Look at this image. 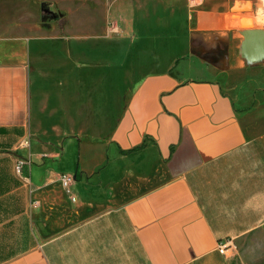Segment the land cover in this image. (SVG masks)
<instances>
[{
  "label": "crops",
  "instance_id": "1",
  "mask_svg": "<svg viewBox=\"0 0 264 264\" xmlns=\"http://www.w3.org/2000/svg\"><path fill=\"white\" fill-rule=\"evenodd\" d=\"M237 1H168L185 30L162 22L172 40L151 35L123 76L108 44L76 70L85 39L135 31L123 6L101 27L69 10L62 28L0 25V264H264V58L242 54Z\"/></svg>",
  "mask_w": 264,
  "mask_h": 264
},
{
  "label": "rangeland",
  "instance_id": "2",
  "mask_svg": "<svg viewBox=\"0 0 264 264\" xmlns=\"http://www.w3.org/2000/svg\"><path fill=\"white\" fill-rule=\"evenodd\" d=\"M82 1L85 2L83 6H81L82 4L78 6V4H76L77 0H0V25L2 26V31L4 33L18 32L20 34L27 35L39 32L40 26L43 23L49 25L53 24L52 26L55 24L59 26V28H62L66 19L62 17L61 13H65L69 10L71 14H73V16L70 17V22H78V24L90 23L101 27L102 21L107 17L110 18L108 24L110 23L113 25L112 20L116 17L114 15L118 10V6H123L128 9L126 12H129V14L126 13V17L128 20H131L132 27L135 31L132 32L129 37H124L123 34L121 35L119 32L113 31L110 33L111 36L107 37L111 39L109 43H105L98 39H85L82 43L85 51L84 64H82L83 67L81 69H76L78 71H83L85 74L95 70L93 68V60H95L94 56L96 55L92 53V51L98 48L99 55H102L100 52L105 49L108 44L116 47V66L114 68V72L117 76H123V74L126 75V73H128L127 69H130V66L132 67L131 64L132 62L134 63V57H138L137 49H139L140 44L151 40V35L164 32L166 33L164 34L166 36H164V38H157V40L162 39L164 42L172 40L171 38L175 31L170 27L160 29L159 25L162 22L165 23L169 21L168 19H174L179 22L182 31L185 30V25L187 23L186 15L183 9L181 11H176L173 6L168 5L167 2L171 0H118L115 5L110 6L111 9L109 10L107 4L105 5L104 2L101 3V0ZM42 2L50 3V10L58 15L56 20H51L49 18L45 22L42 20ZM99 2L102 5L98 6L97 4ZM237 2L236 5L238 7L236 8L235 6V8H233L234 11H232V18L240 21V25L244 30L249 28L264 30V11L258 8L256 2L253 0H238ZM238 11L243 13V18L241 16L237 17L235 13ZM243 19H251L253 20V23L249 26L248 24L243 23ZM181 39H184L183 36H181ZM181 42H183V40H181ZM76 44L77 43L73 42L72 46L74 47ZM33 45L36 47L41 46V48L45 51L55 47V45L50 42L34 43ZM125 53L128 55V58L126 59ZM31 59L32 75L36 73L35 68L39 66L43 68L46 66L49 67V65H47V60L43 57L33 55ZM126 80L131 81L132 79L125 78L124 84ZM121 84L122 83H119L117 86H121ZM54 135V133L51 134L52 137H55ZM259 228H261V225ZM259 228L257 230H259ZM226 241L231 244L230 248L233 251L241 252L245 247L244 246L240 249L239 244L236 241L231 239ZM243 241H245V244L249 245H256L259 242V240L255 239H246Z\"/></svg>",
  "mask_w": 264,
  "mask_h": 264
},
{
  "label": "water",
  "instance_id": "3",
  "mask_svg": "<svg viewBox=\"0 0 264 264\" xmlns=\"http://www.w3.org/2000/svg\"><path fill=\"white\" fill-rule=\"evenodd\" d=\"M50 3L42 2L41 11L47 15L50 14L49 19L56 20L58 15L53 13L50 8ZM42 17L45 22L48 18ZM244 37L242 43V54L250 62H258L264 58V30L262 29H247L242 32Z\"/></svg>",
  "mask_w": 264,
  "mask_h": 264
},
{
  "label": "built area",
  "instance_id": "4",
  "mask_svg": "<svg viewBox=\"0 0 264 264\" xmlns=\"http://www.w3.org/2000/svg\"><path fill=\"white\" fill-rule=\"evenodd\" d=\"M253 1L256 2V4H257V6H258L259 9H261L262 11H264V0H253ZM27 163H29V162H27ZM24 165H25L24 160L17 159V161L15 163V172L20 175L21 172H22V169H23ZM60 180L62 182L63 187L66 188V189H68V187L74 181V176L69 175V174H62L60 176ZM73 200H74V198H73ZM230 247H231V244L229 242H227L225 244H222L220 246V252L221 253H225L229 249H231Z\"/></svg>",
  "mask_w": 264,
  "mask_h": 264
},
{
  "label": "flooded vegetation",
  "instance_id": "5",
  "mask_svg": "<svg viewBox=\"0 0 264 264\" xmlns=\"http://www.w3.org/2000/svg\"><path fill=\"white\" fill-rule=\"evenodd\" d=\"M43 13V12H42ZM45 14L43 13V16H44ZM47 18H49L50 17V14H47V15H45Z\"/></svg>",
  "mask_w": 264,
  "mask_h": 264
}]
</instances>
